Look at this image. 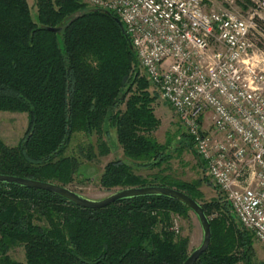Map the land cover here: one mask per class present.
<instances>
[{
	"label": "trees",
	"instance_id": "1",
	"mask_svg": "<svg viewBox=\"0 0 264 264\" xmlns=\"http://www.w3.org/2000/svg\"><path fill=\"white\" fill-rule=\"evenodd\" d=\"M122 24L116 13L81 0H35L34 7L28 0H0V111L25 112L30 119L19 145L0 138V174L67 187L78 166L76 157L65 155L75 133L115 129L125 159L104 167L105 188L166 186L199 201L194 184L136 173L172 155L153 137L160 126L157 95L141 76ZM202 206L208 217L215 207L233 219L231 205ZM189 210L165 196L86 209L49 191L0 183V264H183L188 240L172 229V216ZM210 221L212 243L196 264L237 263L234 249L251 245L254 236L232 220L238 243L220 246V220ZM15 245L24 246L25 262L10 257Z\"/></svg>",
	"mask_w": 264,
	"mask_h": 264
},
{
	"label": "built area",
	"instance_id": "2",
	"mask_svg": "<svg viewBox=\"0 0 264 264\" xmlns=\"http://www.w3.org/2000/svg\"><path fill=\"white\" fill-rule=\"evenodd\" d=\"M116 13L160 98L177 114L239 224L264 244V0H83ZM177 227H175L176 229Z\"/></svg>",
	"mask_w": 264,
	"mask_h": 264
},
{
	"label": "rangeland",
	"instance_id": "3",
	"mask_svg": "<svg viewBox=\"0 0 264 264\" xmlns=\"http://www.w3.org/2000/svg\"><path fill=\"white\" fill-rule=\"evenodd\" d=\"M28 1L34 7L35 0ZM218 1L221 4L223 0ZM253 6V0H236L234 10L250 15ZM253 43L254 46L250 53L252 57H256L253 61H261L262 53H264V38L256 35L253 38ZM137 64L141 76L145 77L149 83L150 93L157 95L154 107L157 118L160 120V126L153 132V137L161 144L169 146L172 157L162 166L154 169L139 168L136 169V173L149 179H155L159 176L166 178L171 183L187 182L194 184L196 187L195 194L201 205L220 201L230 207L226 197L213 185L209 178L206 166L196 153L192 140L177 114L169 104L160 98L158 92L146 77L139 61ZM260 66L263 67L264 62H261ZM29 122V115L25 112L0 111V138L8 146L15 147L19 145L26 135ZM107 134L99 132L98 134L87 135L84 132H76L65 153L67 156L76 157L78 163L77 171L72 176L73 182L67 187L94 200L104 199L122 189L121 187L107 189L101 183L104 167L107 163L117 159H125L124 152L118 142L116 130L109 129ZM230 210L232 220L235 223L234 227L245 234L247 230L239 224L231 207ZM210 212V220H220L221 223V226L216 230V243L220 246H227L230 242L233 245L237 244L238 235H235L230 228V221L232 220H226L221 214L222 212L215 207L210 209ZM172 218V229L179 237L188 240L190 256L203 242L204 233L201 223L191 210L188 211L186 216L174 214ZM175 227L177 228L175 229ZM233 254L235 258L239 259L235 264H264V244L254 238L251 245L239 246L234 249ZM9 255L18 261H26V252L23 245L12 246Z\"/></svg>",
	"mask_w": 264,
	"mask_h": 264
},
{
	"label": "water",
	"instance_id": "4",
	"mask_svg": "<svg viewBox=\"0 0 264 264\" xmlns=\"http://www.w3.org/2000/svg\"><path fill=\"white\" fill-rule=\"evenodd\" d=\"M121 22V20H120ZM123 31L125 28L122 24ZM48 30L53 32H59L57 28H48ZM126 32V31H125ZM131 46L133 47L132 43ZM0 183L15 184L21 187H26L30 189L44 190L51 193L57 194L68 201L86 209H102L110 206L116 202L126 200L129 198L136 197H147V196H165L172 198L178 202L183 203L193 211L198 217L203 233L204 238L200 247H198L194 252L188 257V259L183 264H196L200 257L209 250L212 243V225L209 217L207 216L203 206L187 193L180 191L176 188L150 185L144 187H132L120 189L117 192L111 194L110 196L101 199L94 200L88 197L81 195L78 192L73 191L72 189L59 185L53 182L40 181L25 177H19L14 175H5L0 174Z\"/></svg>",
	"mask_w": 264,
	"mask_h": 264
}]
</instances>
